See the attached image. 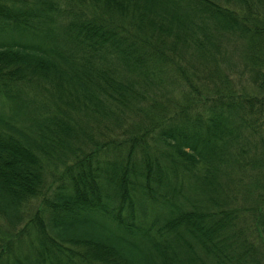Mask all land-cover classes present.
Here are the masks:
<instances>
[{
    "label": "trees",
    "instance_id": "obj_1",
    "mask_svg": "<svg viewBox=\"0 0 264 264\" xmlns=\"http://www.w3.org/2000/svg\"><path fill=\"white\" fill-rule=\"evenodd\" d=\"M0 98V264L264 257V0H0Z\"/></svg>",
    "mask_w": 264,
    "mask_h": 264
},
{
    "label": "rangeland",
    "instance_id": "obj_2",
    "mask_svg": "<svg viewBox=\"0 0 264 264\" xmlns=\"http://www.w3.org/2000/svg\"><path fill=\"white\" fill-rule=\"evenodd\" d=\"M246 76L242 77L243 80H245ZM0 111L4 112V113H7V109H6V104L3 103L2 99L0 98ZM47 176V175H46ZM46 183H49V184H52V179L47 176L46 177ZM41 200L40 198H34V199H31L26 205H25V208H26V214L27 216H30L34 213V211L36 209H39V207L41 206ZM250 220V219H249ZM247 223L246 224H241V227H242V230L244 233H248L250 230H251V223L248 221V218H247ZM251 221V220H250ZM5 229V224L3 222L2 219H0V235L3 233ZM247 238L250 239V237L247 235ZM257 255V256H256ZM253 256V260L251 261V263L249 264H264V257L261 253L259 254H256ZM248 264V263H247Z\"/></svg>",
    "mask_w": 264,
    "mask_h": 264
}]
</instances>
